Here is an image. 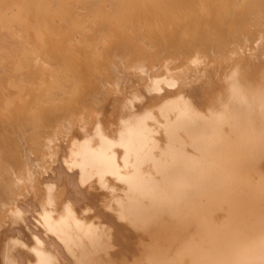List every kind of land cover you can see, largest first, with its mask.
<instances>
[{"label":"bare ground","instance_id":"1","mask_svg":"<svg viewBox=\"0 0 264 264\" xmlns=\"http://www.w3.org/2000/svg\"><path fill=\"white\" fill-rule=\"evenodd\" d=\"M63 166L113 195L100 264H264V0H0V229ZM71 204L37 207L58 240Z\"/></svg>","mask_w":264,"mask_h":264},{"label":"crops","instance_id":"2","mask_svg":"<svg viewBox=\"0 0 264 264\" xmlns=\"http://www.w3.org/2000/svg\"><path fill=\"white\" fill-rule=\"evenodd\" d=\"M107 131H108V130H107ZM110 131H111V130H110ZM81 134H82V133H81ZM76 135H77V136H76L77 138H81L80 136H78V135H80L79 133H77ZM82 135H83V134H82ZM68 149H69V148L67 147V151H65V154H67V152H69ZM61 157H62V156H61ZM63 164H64V163H63ZM64 165H65V164H64ZM64 167H65V166L62 167L63 170L66 171V172H68V173H69L71 170H73L74 168H75V169H76V168L78 169V167H74V168H72V169L69 168V169H71V170H70V171H67L68 168H67V170H66ZM77 169H76V170H77ZM76 170H75V171H76ZM50 171H52V170L49 169L48 172H50ZM73 171H74V170H73ZM78 171H79V169L77 170V172H78ZM77 172H74V173L77 174ZM50 173L53 174V172H50ZM79 173H80V172H79ZM79 173H78V176H75V175L73 174V172L71 171V172L69 173V176H70V177L67 175V173H66V175H65V174L63 175V173H62V174H61V177H58L59 179L57 178V180H56V179L54 180L55 182L52 180V181L54 182V184H55V183L57 184L59 181H60V182L62 181V184H63V185H61L62 187L58 186L59 184H58V185H54V186H56V187L53 186V188H54V189H53V192H52V191H51V192L49 191V192H50V195L52 194V196H53V193L55 194L56 192H59V193L62 192V188H63L64 185H65V187H64V188H65V189H64L65 191H64V190H63V191L66 192V193L69 192L68 194H66V193H60L61 195H65V196H66V195H69V197H68V196H67V197H65V196H64V197H63V196L60 197L59 195L55 194V195L58 196L57 198L59 199V201H60V198H61V201H60V202L57 200V201L61 204L60 207H61V208H64L63 211H61V214H58V213L60 212V211H59V205H60V204H59L58 202H56L52 197H51L52 200H49V201H48V199H45L46 197L43 196V194H44L45 192H47L46 189H45L46 187L44 188V189H45V192H43L44 189H43L42 192H41V193H43L42 196L45 197L44 199L41 197V198H42V202H43L44 205L42 204V205H43V206H42V205L40 204V203H42L41 200H38V202H37V200H36L37 198H36L35 196H36L37 194H38L39 196H41V193L39 192V191H41V188H39V186L42 187V185H43L44 183H43L42 185H40V184L38 183L39 185H38V188H37V189H39V190L36 189V194H35V196L33 195V192H32V193H28V191L26 192V194H27L26 196H27V197H28V196L33 197V199L30 197V199H31V203H32V204H33V203L35 204V205L33 204V205H34V206H33L34 208L32 207L33 209L30 208L29 210H27V212L30 213V214L27 213L28 216L26 215V217H23L24 215H22V218H23L24 222H26V226H27L28 228L25 227V223L23 222V220H21V221H22V223L24 224V226H23V224H22L19 220H17V221H15V223H14L15 225L12 224L13 227H12L11 225H10V226L6 225V226H8V227H6L4 230H3L2 228L0 229V230H1V233H0V245H2V246H1L2 250H3L5 244H7V245L9 244L8 246L6 245V246H7V247H6V251H7L8 253L5 251V248H4V251L6 252V254H5V252L3 251V252H4V253H3L4 255H3V254H1V253H2V250L0 251V264H6V262L8 261V260H7V259H8L7 256L10 255V254H9V253H10V252H9L10 249L8 250V247H10V248L12 247V250H10L12 256H11V255H10L11 257L9 256V258H10L12 261L9 260V262H8L9 264H10V261L13 262V261H15V259H16V263H14V264H19V263H20V264H23V262H25V261L27 262V260H28V262H30V261L32 262V261H33V262H32L33 264H37V263H38V264H68V263H66V261L69 262V264H72V263H73V264H92V263H93V264H96L99 260H100V262H101V258H103V257H104L105 259H107L108 254H106V255L104 256V253H106V252L108 253V251H110L111 246H109V245H110V241H111V239H110V237L108 236V234H107V232H106V231H109V230L106 229V231L103 232V225H102V223H104V224L106 225L105 227H107L108 224H106V223H108V222H104L103 219L106 220V218H104V217H102V216H106V215L108 216V215H112V214L115 215V212L112 211V210H113V208H112V207H113V206H112L113 203H112V205H110V202H112L113 197H112V198L110 197L111 200H110V199H109V200L107 199L109 202H107V200H106V198H109L108 196H109V195H112V193H111V192H110V193L108 192L109 190H107V187H106V186H104V187H106L105 190H104V188H101V187H103L102 184H101V182L97 179V176L94 175V176L96 177V179H97L96 183L100 182V184L98 183V185H101V187H99V190L102 189V190H100V192H99V190L96 189L97 187H95V190H96V191L98 190L99 194H98V192L95 193V191L92 190V188H91V186H92L93 184H95L94 186H97V184H96L95 182L93 183V179H94V178H92V177H91V178H88V179L85 180L83 183H81V182H80V179H79V181H77L78 178H77V179L75 178V177H79ZM70 174H71V175H70ZM62 175H63V177H62ZM73 175H74V176H73ZM109 176H110V175H109ZM109 176L107 175L106 177L109 178ZM66 177H68V178H66ZM111 177H112V176H111ZM62 178H63V180H61ZM74 178H75V179H74ZM65 179H66V180H65ZM69 179H71V180L69 181ZM109 179H110V178H109ZM109 179H108V180H109ZM47 180H49V179H47ZM47 180H44V181H45V182H48ZM88 180H89V181H92V182H90L91 184L89 183ZM94 180H95V179H94ZM112 180H114V179L111 178V181H112ZM49 181H51V180H49ZM57 181H58V182H57ZM111 181L109 180L108 183L113 184L112 182H114V181H112V182H111ZM41 182H42V181H41ZM41 182H40V183H41ZM60 182H59V183H60ZM85 182H86L87 184L90 185V187L87 185V186L89 187V190H88V191H85V190H87V189H85V188L83 187V184H84ZM118 182H119V183H116V186H118L117 184H119V185H120V184H124V183H122V182H120V181H118ZM64 183H65V184H64ZM70 183L75 184V185H74V186H71L72 184H70ZM92 183H93V184H92ZM46 184H47V183H46ZM68 184H69L70 186H69ZM44 185H45V184H44ZM44 185H43V186H44ZM84 185H85V184H84ZM113 185H114V184H113ZM45 186H46V185H45ZM76 186H77V188H76ZM85 186H86V185H85ZM58 187H59V188H58ZM69 187H70L72 190H71ZM57 188H58V190H57ZM66 188H67L68 190H67ZM75 188H76V189H75ZM86 188H87V187H86ZM55 189H56V190H55ZM73 189H74V190H73ZM84 189H85V190H84ZM109 189H110V188H109ZM93 191H94V192H93ZM102 191L105 192V193L107 192L109 195H108V194L105 195ZM110 191H111V190H110ZM84 192H85V193H84ZM101 192H102V195H100ZM91 193H92V194H91ZM28 194H31V195H28ZM46 194H47V193H46ZM114 194H115V192H114ZM32 195H33V196H32ZM38 195H37V197H39ZM55 195H54V196H55ZM92 195H93V196H92ZM97 195H98V196H97ZM99 195H100V196H99ZM103 195H105V196H103ZM107 195H108V196H107ZM112 196H113V195H112ZM34 197H35L36 199H35ZM47 197H48V194H47ZM62 197H63V199L67 198V199L65 200V202H67V204L69 205L70 208H71V206H70L71 203H72L71 205H73V206L76 205V206L78 207V208H76V206H75V208H73V206H72V210L75 209V212H76L77 214H78V212H77L78 209H79V208H82L85 214H83V217L81 216V218H82V219L85 218V220H86V218H89V217H90L89 219H91V222L93 223V224H92V223H91V224H89V223H84V224H83V225H84L83 227H81V226L78 227V226H76L77 224L82 225V224H80L78 218H77V223H75L76 225H74V222H72L73 220H71V222H72L71 224H73V226L78 227V228L80 229V231H79V229H77V228L75 229V230H78L76 235H80V234H78V232H81V230H83L84 227H85V228L87 227L85 224L93 225V226H95V227H96L97 224H99V226H98V225H97V226L100 227V228H97V227H96V230H97L98 232L101 231L102 233H104V234L102 235V236H103V238H102L101 235H100L98 232H95L96 236H94V233H93L92 230H91V233H92L93 235H92L89 231H87V230H85V229L83 230V231H84V234H87V236L85 235L86 237L84 236V237H85V240L87 239V240H86V244H88V246H90L91 249L93 248V249H92V252H91V250H89V248L86 246L85 242L83 243V241H82V240H84V239H83L84 237L82 238V236H83L82 234H83V233H81L82 236H79L81 240H80V239H76V237H77V238H79V237L76 236L74 232H73L74 235L71 234L72 229L69 228V229H70V230H69L68 227L65 226V227H66V230H65V231H67V229H68L69 231H67V232H68V233H69L70 231H71V232L69 233V236H68V235H66V234H68V233H66V234L63 233V231L59 228L58 231H57V230H56V231L58 232L59 235H61V238H62V239L58 240L59 237H58L57 239L55 238V237H56L55 234H54L55 232H54V231H53V232L50 231V230L47 228V226L45 227L46 222H44L45 224L42 223L43 225H41L40 223H38V220H41V221H42V216H40V215L43 214L42 212L40 213V210L43 211L42 209H39V212H38V208L40 207V205H41V207L44 209V211H45L46 213H47V212L49 213L50 211H54V213H55L56 211H59L58 213H56V215H54L52 212L49 213V216H50L49 218H51V219L49 220V218H47V220H48V222L50 221V223H52V224H53V222H51V220L53 219V221H54V220L56 219L55 221H58L57 219H59V217H60V215H62V213H63V214H66V215L68 216V212H69V210H70V212H71V209L68 208V205H67L64 201H62ZM94 197H95V198H94ZM104 197H105V200H103ZM55 198H56V196H55ZM100 198H101V199H100ZM102 198H103V199H102ZM34 199L36 200V202H37L38 204L35 203V200H34ZM39 199H40V198H39ZM71 199H72V200L75 199V201H72ZM68 200H69V201H68ZM78 200H79V202H76V201H78ZM82 200H83V201H82ZM86 200H87V201H86ZM89 200H90V201H89ZM94 200H95V202H94ZM99 200H102L103 202L105 201V202L108 204V206H106V207H105L104 205L101 206V205L98 203ZM46 201H48V202H50V203H52V204H51V205H47L48 203H46ZM51 201H52V202H51ZM54 201H55V202H54ZM91 201H92V202H91ZM102 201H99V202L101 203ZM73 202H74V203H73ZM75 202H76L77 204H75ZM113 202H114V201H113ZM50 203H49V204H50ZM53 203H54V204L57 203V206H52V205H54ZM69 203H70V204H69ZM83 203H84L86 206H85ZM93 203H94L95 205H94ZM106 203H105V204H106ZM39 204H40V205H39ZM58 204H59V205H58ZM63 204H65V206H62ZM96 204H97V205H96ZM103 204H104V203H103ZM107 204H106V205H107ZM115 204H116V202H115ZM37 205H38V206H37ZM83 205L86 207V209H88L87 205L89 206V209H88L89 211L87 210L88 213H87V211L85 212V208H84ZM109 205H110V207L112 206V207H111L112 209L109 207ZM116 205H117V204H116ZM35 206H36V207H35ZM48 206H49V207H48ZM37 207H38V208H37ZM51 207H52V208H51ZM56 207H57L58 209H57ZM96 207H97V208H96ZM108 207H109L110 209H109ZM90 208H91V209H90ZM45 209H48V211H46ZM49 209H50V210H49ZM56 209H57V210H56ZM107 209H108L109 211H108ZM30 210H31V211H30ZM36 210H37V212L39 213V215H38V213L36 212ZM76 210H77V211H76ZM80 210H81V209H80ZM80 210H79V211H80ZM90 210H91V211H90ZM32 211H34V214L32 213ZM73 211H74V210H73ZM73 211H72V213H71L73 217L71 216V214H69L70 218H71V217H72V218H75V216H74V213H75V212H73ZM92 211H93V212H92ZM99 211H100V212H99ZM101 211H102V213H103L104 215L101 213ZM111 211H112L113 213H111ZM114 211H116V210H114ZM35 212H36L37 215H35ZM65 212H66V213H65ZM70 212H69V213H70ZM25 213H26V212H25ZM25 213H24V214H25ZM51 213H52V216H51ZM81 213H83V212L81 211L80 214H81ZM95 213H96V214H95ZM98 213H99V214H98ZM100 213H101V214H100ZM106 213H107V214H106ZM77 214H75V215H77ZM31 215H32L33 217H31ZM53 215H54L55 217H57V218L53 217ZM81 215H82V214H81ZM84 215H86V216H84ZM92 215L94 216V217H92V218H94V219H93L94 222H93V220H92V218H91ZM95 215H96V216H95ZM97 215H98V217H97ZM77 216H78V215H77ZM99 216H100L101 218H100ZM96 217H97V218H96ZM60 218H61V217H60ZM62 218H63V217H62ZM68 218H69V217H68ZM102 218H103V219H102ZM107 218H108V220H109L110 217H107ZM26 219H27V220H26ZM66 219H67V217H66ZM89 219H88V221H89ZM95 219H97V221H98V219H99V221H98L99 223H98V222L96 223V220H95ZM85 220H84V221H85ZM59 221H60V219H59ZM68 221H69V220L67 219V222H68ZM81 221L83 222V220H81ZM88 221H87V222H88ZM35 222H36L37 224H39V226H38L37 224L34 225L33 223H35ZM69 222H70V221H69ZM78 222H79V223H78ZM85 222H86V221H85ZM54 223H55V222H54ZM94 223H96V224H94ZM61 224H62V223H61ZM61 224H60V225H61ZM100 224H101V225H100ZM89 225H88V226H89ZM34 226H35V227H34ZM63 226H64V225H63ZM14 227H15V228H14ZM24 227H25V230H24ZM33 227H34L35 229H34ZM80 227H81L82 229H81ZM9 228H10V229H9ZM16 228H17V229H16ZM45 228H46V229H45ZM61 228H62V227H61ZM73 228H74V227H73ZM7 229H8V230H7ZM28 229H29L28 232H33V234L30 233V234H31V235H30V234L27 232ZM12 230H13V231H12ZM22 230H23V231H22ZM11 231H12L13 233H12ZM15 231H17V232H15ZM10 232H11V233H10ZM61 232H62L63 234H62ZM101 232H100V233H101ZM9 233H10V237H12V238L9 237V235H8ZM14 233L17 234V237H16V235H15ZM24 233H25V234H24ZM26 233L30 235V238L28 237L29 235H27ZM35 233H37L38 236L35 235ZM88 233H89V236H90L91 238H92V236H93L92 240L95 239V241L93 240V242H95V244H96V241L98 242V244H100L99 241H100L101 243L103 242L102 244H104V245H102V244H100V245L96 244V246L98 245L97 247L100 246V247H103L104 249H103V248H99L100 250H99V249H98V250H95V249H97V247L95 246V244H94L93 242H91L92 240L89 241V239H91V238H89V239L87 238V237H89V236H88ZM102 233H101V234H102ZM5 234H6V235H5ZM19 234H20V235H19ZM40 234H42V235H40ZM51 234H54V235H51ZM56 234H57V233H56ZM90 234H91V235H90ZM97 234H98V235H97ZM11 235H12V236H11ZM13 235H14L15 237H13ZM24 235H26V236H24ZM32 235L35 236L34 239L31 238ZM43 235H44L45 237H44ZM47 235H48L49 239H46V238H47V237H46ZM59 235H57V236H59ZM70 235H71V237H72V235H73V237L71 238ZM6 236H7L8 238H7ZM42 236H43V237H42ZM54 236H55V237H54ZM74 236H76V237H74ZM97 236H100L101 240L99 239V237H98V238H95V237H97ZM25 237H26V238H25ZM36 237H37V239H36ZM66 237H67V238H66ZM69 237L72 239L73 243L75 244V246H72V247L75 248L77 251H76L75 249H71L72 247H71V248L69 247V245H71V243L68 244V242L71 241V240H69ZM1 238H2V240H1ZM16 238H18V239H16ZM24 238H25V239H24ZM27 238H28V240H27ZM39 238H40V241H38ZM42 238H43V239H42ZM51 238H52V239H51ZM30 239H32L33 241L30 240ZM67 239H68V240H67ZM75 239H76L79 243H77V241H76ZM97 239H99V241H98ZM109 239H110V240H109ZM16 240H18V241H20V242H18V241H16ZM21 240L24 241V242L21 243ZM41 240H42V241H41ZM103 240H105V241H103ZM2 241H4V242H2ZM5 241H6V242H5ZM10 241H11V242H10ZM15 241L18 242V243H20V245L22 246V248H21L20 245L17 244ZM34 241H35V244H36L37 242H38L39 244H38V245H35V244H34ZM44 241H45V242H44ZM57 241H59V242H57ZM67 241H68V242H67ZM27 242H28V243H27ZM40 242H41V243H40ZM66 242H67V243H66ZM13 243H16L17 245L15 246ZM29 243H30V244H29ZM73 243H72V245H74ZM80 243H83L84 246H83V244H80ZM90 243H91V244H90ZM107 243H108L109 245H108ZM3 244H4V245H3ZM11 244H13L14 246H10ZM22 244H24V245H22ZM31 244H32V246H31ZM41 244H42V245H41ZM65 244L67 245V248L65 247ZM89 244H90V245H89ZM92 244H93V245H92ZM39 245H41L43 248H42V247H39ZM62 245H63V246H62ZM80 245L83 246V247H85V248L87 247V248H88V251L84 250V248H81ZM91 245H92V247H91ZM107 245H108V246H107ZM23 246H27V249H30V250L33 251V252H31L30 250H29V251H25V250H27V249H26V247H24V248H25V249H24ZM28 246H29V247H28ZM33 246L42 249L41 251L45 252V254H47V253H48V254H47V255H44V253H43V254L41 253V255L36 254V253H35V250H34V248H33ZM47 246H48L49 248H48ZM56 246H57V247H56ZM58 246H59V247H58ZM106 246H107L108 248H107ZM53 247H54V248H53ZM95 247H96V248H95ZM105 247H106V249H105ZM77 248H78L79 250H78ZM80 248H81V249H80ZM87 248H86V249H87ZM23 249H24V251H23ZM45 249H46V250H45ZM57 249L59 250V252H58ZM48 250H49V252H48ZM64 250H65V251H64ZM68 250H69V251H68ZM101 250L104 252L103 254H102V253L100 254ZM21 251H23V252H21ZM61 251H63V252H61ZM73 251H74V252H73ZM85 251H86L87 254H89V255H87ZM94 251H95V252H94ZM99 251H100V252H99ZM46 252H47V253H46ZM51 252H52L53 254H52ZM66 252H67V253L69 252V256H68V254H67ZM72 252H73V253H76V254H73ZM77 252H78V253H77ZM97 252H98V253H97ZM54 253H55V254H54ZM62 253H63V254H62ZM80 253H81V254H80ZM17 254L20 255V257H19ZM23 254L27 257V259H26L25 256H24L25 258L23 257ZM50 254H51V255H50ZM58 254H60V255L58 256ZM64 254L66 255V257L64 256ZM91 254H92V255H91ZM95 254H96V255H95ZM6 255H7V256H6ZM70 255H71V256H70ZM73 255H74V256H73ZM84 255H86V256H84ZM100 255H101L102 257H100ZM5 256H6V257H5ZM13 256H14V257H13ZM15 256H16V257H15ZM21 256H22V257H21ZM46 256H47L48 258H46ZM76 256H78V257H76ZM87 256H88V257L90 256V257L92 258V260H91L90 257L88 258ZM31 257H32V258H31ZM49 257H51V258L53 257V258H52V261H53L54 263L51 262V260H50ZM75 257H76V258H75ZM93 257H94V260H96L97 262L93 260ZM96 257H97V258H96ZM12 258H13V259H12ZM23 258L26 259V260H24ZM28 258H29V259H28ZM64 258H66V259H64ZM40 259H41L42 261H41ZM89 259H90V260H89ZM21 260H22V261H21ZM36 260H37V261H36ZM72 260H73V261H72ZM77 260H78V261H77ZM82 260H85V262L82 261ZM70 261H71V262H70ZM87 261H88V263H87ZM79 262H80V263H79ZM82 262H83V263H82ZM100 262H98V264H100ZM11 264H13V263H11ZM24 264H26V263H24ZM30 264H31V263H30Z\"/></svg>","mask_w":264,"mask_h":264},{"label":"rangeland","instance_id":"3","mask_svg":"<svg viewBox=\"0 0 264 264\" xmlns=\"http://www.w3.org/2000/svg\"><path fill=\"white\" fill-rule=\"evenodd\" d=\"M98 105H99V104H98ZM94 107H96V105L93 106V108L90 107L88 112L92 113V112L94 111ZM65 122H66V124H67V121H65ZM153 229H154V231H156L157 233L161 234V233L159 232V230H158L156 227H155V228L153 227ZM138 230H141V229H138ZM136 232L139 233V232H141V231L138 232V231L136 230ZM163 234H164V233H163ZM145 263H146V262H145ZM145 263H144V264H145ZM148 264H150V263H148Z\"/></svg>","mask_w":264,"mask_h":264}]
</instances>
